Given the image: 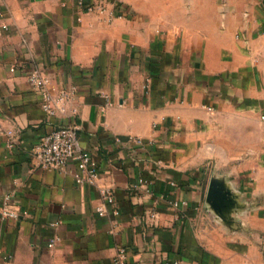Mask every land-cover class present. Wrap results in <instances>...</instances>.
<instances>
[{"label":"crops","instance_id":"0c3cea01","mask_svg":"<svg viewBox=\"0 0 264 264\" xmlns=\"http://www.w3.org/2000/svg\"><path fill=\"white\" fill-rule=\"evenodd\" d=\"M109 2L118 11L98 15L0 0V264H116L120 248L125 264H264V207L242 214L250 239L206 206L213 175L264 196V0ZM36 69L71 94L65 112L45 114ZM68 125L96 186L77 184L74 162L47 171L35 157ZM6 196L17 219L1 217Z\"/></svg>","mask_w":264,"mask_h":264},{"label":"built area","instance_id":"2783aa9c","mask_svg":"<svg viewBox=\"0 0 264 264\" xmlns=\"http://www.w3.org/2000/svg\"><path fill=\"white\" fill-rule=\"evenodd\" d=\"M79 7L84 14L104 15L113 6V10L119 9L116 4L111 5L109 0H79ZM118 11V10H117ZM3 15L0 13V20ZM4 30L8 26L1 24ZM30 83L38 90L42 97V109L47 116H56L65 112V107L71 94L65 89H55L51 86V81L40 70L32 72ZM79 129L77 125L61 126L46 133L34 148V154L42 169L47 171L62 172L67 166L74 162L76 164L75 180L80 186H96L101 178V174L91 154L83 149L80 144ZM12 135V133H9ZM133 140V139H132ZM142 145V141L134 140ZM141 185H147L144 180H140ZM102 202L96 208L98 216L103 217L107 214L108 207L115 204V194L109 188L100 189ZM147 192L154 194V191L148 186ZM11 196L4 198V206L1 208V217L4 219H17L18 213L9 206ZM174 207H180L179 202L173 203ZM153 218L156 217L154 213ZM59 238L50 240L48 246L53 248L58 244ZM127 260V250L120 248L115 259L116 264H125Z\"/></svg>","mask_w":264,"mask_h":264},{"label":"water","instance_id":"95a60500","mask_svg":"<svg viewBox=\"0 0 264 264\" xmlns=\"http://www.w3.org/2000/svg\"><path fill=\"white\" fill-rule=\"evenodd\" d=\"M242 197L230 187L226 178L213 175L209 183L206 206L216 215L219 223L226 227L229 234L252 239L259 232L250 227L242 214L263 208L264 196L258 199ZM259 235H261L260 242L263 244L264 233Z\"/></svg>","mask_w":264,"mask_h":264}]
</instances>
